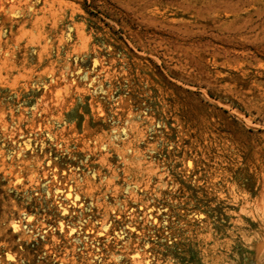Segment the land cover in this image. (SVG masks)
Returning <instances> with one entry per match:
<instances>
[{
	"label": "rangeland",
	"instance_id": "374dc122",
	"mask_svg": "<svg viewBox=\"0 0 264 264\" xmlns=\"http://www.w3.org/2000/svg\"><path fill=\"white\" fill-rule=\"evenodd\" d=\"M0 264H264V0H0Z\"/></svg>",
	"mask_w": 264,
	"mask_h": 264
}]
</instances>
